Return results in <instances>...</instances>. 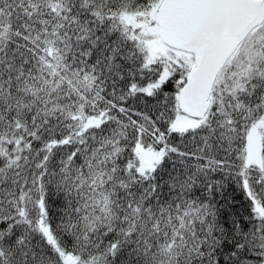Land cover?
<instances>
[{"label": "snow or ice", "instance_id": "obj_1", "mask_svg": "<svg viewBox=\"0 0 264 264\" xmlns=\"http://www.w3.org/2000/svg\"><path fill=\"white\" fill-rule=\"evenodd\" d=\"M0 264H264V0H0Z\"/></svg>", "mask_w": 264, "mask_h": 264}]
</instances>
